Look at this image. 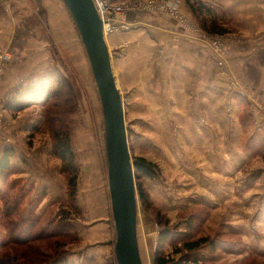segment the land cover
<instances>
[{"label": "rangeland", "instance_id": "374dc122", "mask_svg": "<svg viewBox=\"0 0 264 264\" xmlns=\"http://www.w3.org/2000/svg\"><path fill=\"white\" fill-rule=\"evenodd\" d=\"M31 1H26L29 9L13 10L26 22L22 25L26 29L22 37L17 38L20 30L11 36L14 24L1 37L4 41L0 40V82L14 53L24 50L28 60L22 62L23 68L33 70L36 63L48 65L54 59L50 71L63 75L65 84L57 87V96L45 106L33 104L14 110L13 104L18 102H11L10 96L9 100L7 97L0 100V160L8 153L11 169L7 181L0 183V191L7 193L0 194V239L9 240L11 222L20 218V214L26 216L36 198L31 199L25 212L23 205L19 211V206L12 209L11 204L27 196L30 188H37L36 195L48 194L42 202V213L38 214L42 217L41 226L55 223L68 226L63 233L53 229L51 234L28 245L9 241L11 262L13 259L25 264L58 261L81 264L83 259L93 258L96 264H118L113 218L102 215L108 214L110 202L107 184L110 160L106 153L112 150L103 101L93 75L84 68L81 38L78 36V42L75 41L61 4L52 0L49 15L47 8ZM191 1L205 5V18L191 9L192 13L185 18L196 30L204 31L212 50L215 40L222 43L218 66L227 75L228 42L243 41L250 34L235 27L222 8L213 11L208 7L210 2ZM133 24L134 27L123 30L132 35L126 41L129 57L137 52V29L143 26ZM119 31L122 30L113 33ZM110 35L105 36L107 41ZM111 53L116 70L120 53L116 49ZM164 53L163 47H158L156 58L163 59ZM131 66L137 69V62ZM259 82L258 89H249L248 102L243 106L249 111L245 109L242 114H247V119L240 120L243 135L201 137L203 143L210 141L215 148H220V140L224 141V147L228 146L231 153L204 152V157L197 148L191 149L188 141L195 138L183 136L180 127H176L177 120H166L164 96L156 98L162 101V108L155 112L156 101L150 104L148 93L146 102L141 104L137 103V93L132 94L133 89L119 88L125 109L129 163L135 157H144L156 165L153 176L132 172L130 183L135 190L133 207L142 264H154L158 250L175 261L187 257L203 264H264V79ZM232 86L236 87L235 80ZM65 130L70 134L78 167L77 195L73 202L61 158L54 150V132ZM213 161H222V166L213 165ZM45 182L52 185L47 192L42 188ZM137 182L142 184L146 201L140 198ZM12 192L18 196L7 201ZM103 216L109 223L99 225L97 221ZM164 230L170 231L172 237L161 244ZM185 236L208 237L209 242L194 251L175 253V247L181 246ZM94 250L99 253L91 257Z\"/></svg>", "mask_w": 264, "mask_h": 264}, {"label": "crops", "instance_id": "0c3cea01", "mask_svg": "<svg viewBox=\"0 0 264 264\" xmlns=\"http://www.w3.org/2000/svg\"><path fill=\"white\" fill-rule=\"evenodd\" d=\"M26 1L31 0H0V25L3 24L0 30V40L4 41L1 37L8 33L12 24L14 27L11 36L20 30L17 38L22 37V33L26 30L22 25L26 22H23V17L19 16L20 14L13 13V10L17 8L20 11L22 7L29 9ZM54 1L61 4L63 12L68 16L71 34L78 42V32L66 6L61 0ZM174 1L184 16V24L176 17L162 13L140 10L133 11L128 15V17L130 16L129 22H137L138 26L143 25L137 29V52H133L131 57H129V50L126 48V41H129L132 36L130 32L112 33L110 39L109 37L108 41L106 39L117 85L120 90L123 88L133 89L132 94L137 93V103L144 104L147 100L145 95L147 96L148 93L150 95L149 103L154 104L156 101L157 105L153 107L155 112L162 108V101L156 98L164 96L167 104L165 107L166 120H177L176 127H180L181 134L195 138L192 139L193 141H188L191 149L197 148V152L202 153L203 157L204 152L231 153L228 146L224 147V141L220 140V145H223H219L220 148H215L210 141L206 140L203 143L201 137L203 135L211 137L244 133L240 120L247 119V114H242L245 109L247 110V106L243 107L248 102L246 97L249 89H258L259 80L264 79V0H201L204 3L210 2L212 6L208 5V7L213 11L215 8H222L229 15L235 27L250 34V37L243 41L228 42L229 53L225 70L227 75L221 73V68L218 66L220 55L212 50L213 48L205 38L204 31L196 30L186 20L185 16L192 13L186 0ZM34 2L36 6L39 3L40 6L47 8L48 14H51L49 6L53 5L52 0H34ZM160 46L165 50L163 59L156 58V52ZM80 49L84 57V68L90 74L91 68L85 49L84 47H80ZM112 49H116L120 53V58L116 61V70L112 61ZM24 52V50H19L14 53L7 73L0 82V100L6 97L9 100V96L10 99H13L16 91L30 82L44 78L54 65V59L53 61L51 59L52 62L48 65L36 63L33 70L23 68L22 62L28 60ZM52 54L57 55L55 52ZM136 62L137 69L131 66ZM232 80H235L236 87L232 86ZM247 112L249 111L247 110ZM213 165L222 166V161H213ZM107 184L109 190L108 177ZM46 186L49 188L46 189ZM50 187H52L51 183L45 182L42 188L47 192ZM36 190L37 188L28 190L23 211H26V206H29L33 198L41 199L36 206L38 215L42 213L41 210L44 206L42 202L48 194L36 195ZM34 205L35 202L29 208H33ZM102 215L112 216L114 222L111 199L108 204V214L103 213ZM97 222L100 225L109 223V220L103 216ZM113 229V242L115 243V222ZM99 243L103 244L104 241H99ZM98 253L97 250H94L90 256L93 257Z\"/></svg>", "mask_w": 264, "mask_h": 264}, {"label": "water", "instance_id": "95a60500", "mask_svg": "<svg viewBox=\"0 0 264 264\" xmlns=\"http://www.w3.org/2000/svg\"><path fill=\"white\" fill-rule=\"evenodd\" d=\"M76 26L93 78L105 108L112 141L107 165L111 207L115 222L118 264H142L134 217V188L130 187L134 162L129 163V142L123 99L113 71L103 20L93 0H61ZM135 179V178H134Z\"/></svg>", "mask_w": 264, "mask_h": 264}, {"label": "trees", "instance_id": "16d2710c", "mask_svg": "<svg viewBox=\"0 0 264 264\" xmlns=\"http://www.w3.org/2000/svg\"><path fill=\"white\" fill-rule=\"evenodd\" d=\"M186 3L192 11H197L199 16L204 14V18H205V12H204L205 5L204 6H199L198 4L195 5V3L192 2L191 0H186ZM203 26L205 27L204 20H203ZM62 76H60L58 71L56 72L50 71L49 74L44 78H40L36 81L30 82L22 89H19L18 91H16V95L11 101L18 103L16 105L13 104L12 109L21 110L33 104H41L45 106L48 103L52 102L53 98L56 97L58 94L57 87L61 84H65L64 78ZM54 140H55L54 150L57 156L61 158L62 168L66 176L70 199L73 202L77 195L78 167L76 165L75 153L72 149V145L70 141V134L67 132V130L63 132L56 131L54 132ZM155 167L156 165L154 163L148 161L144 157H135L134 159V169H135L134 171H136V174L143 172L146 175L153 176L156 173ZM10 172H11L10 156L8 153H6L3 159L0 160V183L7 179L8 174L10 175ZM9 184L10 183H7V185ZM137 189L141 200L146 201L145 191L142 188L141 183L137 182ZM0 194L6 195L7 193L0 191ZM17 196H18L17 193L12 192L7 198V201H12ZM26 200H27V196L24 195V198L21 201H19L18 199L19 201L18 203L11 204L12 209H15L14 206H19V211H20V206L21 207L22 205L24 206ZM40 201L41 199L35 200L34 207L28 210L26 216H21L20 214L19 215L20 218L15 217V219L11 222L10 227H8L9 229V231L7 232L9 237L8 241H5L3 238L0 239V264H25L24 261L21 260L19 262H16L13 259L12 262L10 261L11 258L8 249L10 246L9 241L10 243L11 241L20 243V245L23 246L30 244L33 240L34 241L41 240L42 238H44V236L51 234V230L53 229L59 233L60 232L63 233L66 230L68 224L64 225V224L55 223V225L49 224V225L41 226L40 218L42 217L36 214V206L40 203ZM73 204L74 203H72V205ZM170 236L172 237L170 231L168 230L162 231L160 235V243L162 244L166 242L167 239H170ZM182 241L183 243H181V246L175 247L174 249L175 253L177 254L182 253L184 250L185 251L197 250L203 244L209 242V238L199 237L197 239H191V238H186L185 236L184 238H182ZM55 264H68V263L58 261V263ZM81 264H96V262L94 261L93 258H87V259H83ZM154 264H203V263H200L198 260H190L187 257L183 258L182 260L175 261L173 259H170L168 255L162 253V250H158L155 255Z\"/></svg>", "mask_w": 264, "mask_h": 264}, {"label": "built area", "instance_id": "2783aa9c", "mask_svg": "<svg viewBox=\"0 0 264 264\" xmlns=\"http://www.w3.org/2000/svg\"><path fill=\"white\" fill-rule=\"evenodd\" d=\"M95 7L103 20L105 36L118 30H127L135 24L129 23L128 15L133 11H149L164 13L184 21L174 0H93ZM165 14V13H164ZM214 51L220 54L221 42H213Z\"/></svg>", "mask_w": 264, "mask_h": 264}]
</instances>
